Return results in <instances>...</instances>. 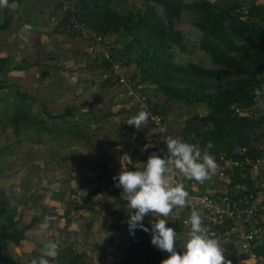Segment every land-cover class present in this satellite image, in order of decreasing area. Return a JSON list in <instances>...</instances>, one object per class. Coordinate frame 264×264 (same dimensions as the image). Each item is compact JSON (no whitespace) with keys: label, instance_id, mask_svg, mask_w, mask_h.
Here are the masks:
<instances>
[{"label":"trees","instance_id":"1","mask_svg":"<svg viewBox=\"0 0 264 264\" xmlns=\"http://www.w3.org/2000/svg\"><path fill=\"white\" fill-rule=\"evenodd\" d=\"M18 1L8 0V6L2 8L0 39H3V31L12 23L13 11L10 5ZM47 1L53 3L54 11L60 10L62 14L54 32L60 30L59 33L74 37L80 34L78 29H74L75 26L94 33L102 42L109 36H116L108 58L103 53L96 52L100 56L98 66L102 69L101 75L109 72L114 65L120 68L132 66L130 77L125 78L136 85L140 84V91L152 88L154 95L163 97L165 103H182L194 111L181 129L180 137L184 141L197 143L202 151L211 142L214 147L209 151L218 161L221 155L229 156L235 146L247 145L251 140L258 141L264 137V115L261 116L260 113L264 112V108L256 106L250 115H241L236 111L253 107L255 88L264 85V0L260 3L251 0L247 5L231 1L225 6L209 0H148L144 8L124 10L116 7L127 0ZM64 4L67 7L62 9ZM156 7L161 8L162 14L157 12ZM184 13L190 15L192 24L201 33L200 48L209 55L215 68L174 61L172 51L174 47H182L183 39L173 22ZM38 41L39 39L37 44ZM117 44L118 49L115 47ZM22 70L23 67L14 64L11 56L0 57V76L3 81L9 73ZM109 82L103 80L105 85ZM17 94L21 101L5 118L0 117V132L31 134L29 128L32 127L36 134L44 131L46 141L53 139L59 143L57 137L61 127L63 129L60 131L87 144L92 140V135H95V132L88 130L87 124L78 129L77 125L58 128V122L65 124L73 107H66L62 114L50 117L51 121L48 123L31 114V105L25 103L28 98L25 93ZM31 100L37 101L34 98ZM199 107L204 109V114L197 112ZM133 108L147 111L150 116L161 117V123L164 120L161 116L164 110L153 107L148 100L144 107ZM94 121L97 119L94 118ZM201 126L206 127L203 132ZM27 140L20 137L14 142L20 144ZM43 141L41 138L37 142ZM141 144L142 142L134 143L132 149L123 146L117 153L127 155L132 163L146 162L148 158L141 151ZM9 147L10 144H5L0 148V154L8 153ZM109 147L114 149L116 144L112 142ZM260 153L262 150L251 149L248 155L255 158ZM105 157L103 156V161H109ZM36 184L38 182L33 184L34 188ZM235 184L245 186V190L238 191L239 197L249 193L256 194L259 190L248 174L241 178L238 171L229 185L230 189ZM228 194L233 196L231 190ZM117 204L123 213L121 217L127 221V214L134 210L127 206L126 200L118 198ZM16 209L15 205L7 210H0V264H18L7 248L11 245L20 248L27 239V230L39 220V217L34 216L29 224H20L18 220H14ZM259 248L258 246L256 252L263 254L262 248ZM127 254L128 258L134 260V264L139 259L144 260L143 264H159L164 260L165 252L153 246L150 238L133 245ZM59 255L56 258L61 260ZM66 255L67 251H62L61 257L65 258ZM79 258L80 255H74L64 264H77ZM126 262L125 260L122 264Z\"/></svg>","mask_w":264,"mask_h":264},{"label":"rangeland","instance_id":"2","mask_svg":"<svg viewBox=\"0 0 264 264\" xmlns=\"http://www.w3.org/2000/svg\"><path fill=\"white\" fill-rule=\"evenodd\" d=\"M209 1L216 2L221 6H225L228 5L231 1H235L240 5H247L251 0ZM147 3L148 0H127V2L125 3L117 4L116 8H118V10H124L128 8H144ZM38 6L43 7L45 18L47 17L46 14H48L49 10L51 13L50 15H48L47 20L45 21L46 24H43L46 31L43 33L51 34L48 24L50 25V28L53 29L52 34L47 36L46 38H41L40 34H38L36 38H32V46L35 49H38V52H36L34 54V58L30 60L31 64L33 66H35V64L36 66L37 64L38 66H41L42 64H44L45 66L54 65L55 67L60 64L66 65V69L64 70L67 71V74L65 76L67 83L72 80V76L74 74H78L76 83H72L70 88L67 89L68 95H70L75 100L71 101L68 105H70L71 103H76L77 101H81V104L79 106L81 108L83 107L85 111L81 110L76 119L73 120V118H70L69 121L65 122L66 124L64 126H71L76 123L75 125H77V127L83 128V126L87 124L89 126L88 130L91 132H95V135H92L93 140L89 142L93 145H89L86 147H96L95 145H99L103 150H105L107 146L109 147L111 143L114 142V144H118L119 147H117L119 149L122 146H127L128 144L133 146L136 142H142V149V147L148 142L153 143L156 147H160L162 145L166 146L163 140L167 136L180 137V132L184 127L185 120L189 119L194 113V111L190 107L182 103H165L163 97L154 95L152 88H146L143 91L137 92L141 85H136L134 84V82H132L133 84L129 86V89L121 88L114 82H109L106 85L103 84V79L101 76L102 69L98 66L100 62V56L98 55V53H106V55L111 54V46L112 43H114V39L116 38L115 35L105 38V40L109 43L108 44L106 41L101 43H99L98 41L95 43L96 36L94 35V33L80 27L74 26V29H78V32L80 33L74 37L67 33H59L60 30H58V32H54L57 22L59 21L60 17H62L61 11H54L53 3L48 2L47 0L42 1V4ZM66 7L67 5L64 4L62 9H65ZM2 8L3 7H0L1 10ZM1 10L0 16L2 15ZM156 10L159 14H162V10L160 7H156ZM45 18L43 19V21L45 20ZM173 26L177 31L181 33L183 39L182 47H174V50L172 51V56L175 62L181 64L191 62L199 64L205 68L216 67L211 62L209 55L201 50V33L192 24L190 15L188 13H184L180 19L175 20L173 22ZM37 39H39V44L36 43ZM40 41L42 42V44ZM44 44H47V47L50 45L55 49H57V47L59 46H61L62 48L69 47L70 50L63 49L64 57L57 58L55 60V58H53L54 56H50L44 48H41V46ZM70 45L72 46V48L70 47ZM115 47L118 49V44ZM15 50L16 49L12 47V44L6 47L5 40H0V55L3 56L6 53H12ZM95 51H98V53H96ZM33 61L34 63H32ZM63 62H66V64H62ZM69 65L72 67V70L69 68ZM45 66L42 65L41 67H43L44 69ZM41 67H36L37 70H35L34 74H31L29 77H27V75L24 77L22 76L24 79H28V82L26 84L27 86L19 84L17 85L13 80H11L14 79L11 77L10 79L6 77V80L3 81V79L1 80L0 76V86L2 87L0 89V114L3 115L0 117L2 119L5 118V114H8L10 113V110H13V105L16 106L18 103H20V96L17 94V92L25 93L27 95L28 98L26 99V102L25 100L24 102L30 104L31 109H33L34 111H41V109L44 107L46 111H52L56 113L58 112V110L64 109V104L59 107L57 105H53L52 103L46 104V102L43 106L39 103V101L31 100L32 98H35L33 96L34 94H37V97L41 94L46 98L48 97V99H60L61 95H63L62 84L65 81H57L61 84L62 88L47 89V87L44 86V83H46V75H49V71L46 70V73L42 77V73H40L42 72ZM132 69V66L120 69L117 67L115 71H117V75H121L123 77L126 76L129 78ZM131 91L132 94H130ZM128 92L130 95L128 94ZM142 96L144 97V99L146 98V100H148L153 107L156 106L164 110V113L161 115L164 120L162 121L160 127L154 126L149 119L140 130H137L127 124V121L130 117L140 112L139 109L137 110V108L133 107H144L146 105V100H142ZM71 97L69 99H72ZM197 112L204 114V109L202 107H199L197 109ZM260 113L261 116L262 114L264 115L263 111H261ZM94 118L97 119V121H94ZM161 127H166V131L164 133H161L159 131ZM205 129V126H201L202 132ZM20 137L23 140H25L26 138L28 140L20 144L15 143L14 141L16 139H19ZM42 137L45 138L46 135L44 136V134H36L34 131L31 134L29 132H21L18 134L3 131L0 132V148H2L5 144H10V147L8 149L9 152L2 156L0 155V210H6L11 206H15L18 204H20L21 206V200L19 198L17 199V197L19 195L24 197V192L28 188V185L31 184L29 183V179L24 176V173L30 168L38 171L42 167H45L46 164L44 165V161H41V159H53L51 158V155H54V157L57 158L59 149H64V151L66 152H72L74 149H76L78 150L79 155H81V159L82 156H87V150L89 149L86 150L80 146H77V144L70 143V139H68V137H66V140L57 137L59 139L60 146L57 145V141H54L53 139L51 141H46L45 144H40L37 141ZM29 138H31V140H29ZM33 143H38L39 145H35ZM83 143L86 144V142ZM43 145L46 146L44 147ZM118 149L114 148V151L110 152V157H115V161L118 159L119 161H116V163L126 161L122 160L121 156H118ZM166 152L167 148L163 150V153ZM157 153L162 154L160 153V150ZM63 157L65 160H67L66 155ZM35 160L38 162H36ZM128 167L130 166L128 165ZM47 168L48 166L46 167V169ZM50 170L52 172H55L56 164L53 165ZM115 170L113 169V173L114 175H117V173H119L118 171L120 170L117 168ZM48 171L49 170H47V172ZM51 174L48 173V176H46L47 179H50L49 181L45 182L46 185L51 181ZM256 178L260 183L255 182V179L253 180L255 182L254 185H257V188H261L262 183L264 184V177ZM21 211L23 215L30 212V209L24 208L23 210V208H20L19 212ZM120 213V208H117V210H115V215L119 217V215H121ZM1 230L2 228L0 227V231ZM50 234L49 232H46L45 236L49 237L48 235ZM37 235L40 234L30 233L29 236L30 238L35 240L34 250L40 251L38 250L39 247L36 244V241H38L40 238ZM178 249L179 246H177V250ZM7 251L17 260L18 264H26L25 260H27L28 254L26 255V257L25 254L27 252H24L25 248L22 250V248H15L14 245H11L7 248ZM75 251L80 252L81 249L78 250L76 246ZM168 256L169 254L165 253L163 259H167ZM143 263L144 260L141 259L138 264ZM235 264H237V262Z\"/></svg>","mask_w":264,"mask_h":264},{"label":"crops","instance_id":"3","mask_svg":"<svg viewBox=\"0 0 264 264\" xmlns=\"http://www.w3.org/2000/svg\"><path fill=\"white\" fill-rule=\"evenodd\" d=\"M42 1L45 0H19L18 2H12L10 5L11 11H13L12 23L9 28L3 31L2 36L3 40H5L6 47L12 44V47L16 50L12 52L13 54L6 53L3 56H7L9 54L8 56L13 58L14 64L23 67L22 71H14L7 75L9 79L10 77L14 78L11 80H13L17 85L19 84L25 86L28 79H24L23 77L26 75L29 77L31 74H34L38 67H41L42 65L45 66L44 64L41 66H36L35 64V66H33L30 61L34 58V54L38 52V49H35L32 46V38H36L38 34H40L41 38H46L52 34L53 28H50L49 24L48 26L51 34L43 33L46 32L43 24L47 20L48 15L51 13L49 10L48 14H46L47 17L45 18L43 7L38 6L42 4ZM257 1L259 3L260 1L262 2V0ZM44 18L45 20L43 21ZM25 24L31 25L32 28L30 32L22 33L21 30ZM21 35L26 37L27 42H25L24 39H21ZM70 47L72 48L71 45ZM41 48H44L50 56H54L53 58H55V60L57 58L64 57L63 49L70 50L69 47L62 48L59 46L57 49L52 48L50 45L47 47V44L42 45ZM1 56L2 55H0V57ZM32 63H34V61ZM64 63L66 64V62H63L62 64ZM69 68L72 70L70 65ZM41 69L42 72L40 73H42V77L46 73V70L49 71V75H46L47 80L45 81L46 83H44V86L47 87V89H57L62 88L63 86V95H61L60 99H48V97L46 98L41 94L38 97L37 94H34L33 96L43 106L46 102V104L52 103L53 105H57L59 107L64 104V109L66 106H73L71 115H69L65 121H69L70 118H73V120L76 119L81 110L85 111V109L79 106L81 101L68 105L71 101L75 100L67 93V89L70 88L72 82H66L65 76L67 71L64 70L66 69V65L60 64L57 67L49 65L45 66L44 69L41 67ZM57 81L65 82H63L61 86V84ZM70 97L72 99H69ZM18 105L19 103L17 106ZM12 107L14 109L16 106L13 105ZM64 109L58 110V112L55 113L52 111H46L43 107L41 111H34L31 109V114L41 117L49 123L51 121L50 117L62 114ZM65 124H59L58 122L57 126L58 128L62 125L65 127ZM75 124L76 123L71 126L76 127ZM65 128H69V126L66 125ZM78 128L80 127H77V129ZM29 129V131L33 132L32 130L34 128L31 127ZM60 129L63 128H59L58 137L60 139L66 140V137H68V139H70V143L77 144V146L86 150L89 149V147H86L87 143H84V145L81 140L67 136L68 134L60 131ZM41 134H44L45 136L44 131L41 132ZM45 138L42 137L44 141L39 143L45 144ZM91 139L93 140V138ZM47 141H51V139ZM33 144L39 145L38 143ZM57 145L60 146V143L58 144L57 142ZM89 145L93 144L89 143L87 146ZM43 146L45 147L46 145ZM95 146L96 147L89 149L91 153L87 150V156H82V159L76 149L72 152H66L64 149L61 150L58 148L59 152L57 154V158L54 157V155H51V158L53 159H41V161H44V165L46 164L45 167H42L38 171L30 168L24 173V176L29 179V183L31 184L28 185V188L24 192V197L21 195H19L20 197H17V199L19 198L21 200V206L20 204L16 205L17 209L14 220H18L20 224L26 225L30 223L32 217H39V220L34 223L32 228L27 230V239L20 247L22 250L25 248L24 252H27L25 256L28 254V257L26 256L27 260H25L26 264H30L33 258L40 256L41 249L44 243L48 240L56 241L60 246L59 256L61 260L57 258H49L50 264L67 263L74 255H80V258L76 262L77 264H122L125 260L127 261L126 264H134V260L132 258H128L127 252L131 247H133V245H137L140 242L147 241L151 238L149 233H145L139 228L134 230V235L130 234L128 225L124 218H122L121 215H119V217L115 215V210L119 207L117 200L118 198L123 199V190L122 188L115 187L114 184L118 183V181L113 180V177L117 176L121 170L133 171L142 169L144 164L147 162L132 163L127 155L119 154L118 156H121L122 160L126 161L116 163V161L119 160L117 159L115 161V157H110V152L114 151V149L107 146V148L103 150L99 145ZM117 146L118 144L115 147L116 149L119 147ZM127 146L132 147L130 144ZM65 155L67 160L63 157ZM103 156H106V160L109 159V161H103ZM55 164L56 171L52 172L50 168ZM128 165L130 167H128ZM47 166L48 168L46 169ZM116 168L120 171H118L119 173H117V175H114L113 169L115 170ZM47 170L49 171L47 172ZM48 173L51 174V181L46 185L45 182L50 180L46 177L48 176ZM257 177L262 178L261 176ZM39 178L41 180H39ZM255 179V182L260 183L256 177ZM36 182H38V185L36 184L37 186L34 188L33 184ZM254 186L257 187V185ZM258 189V191H264V187H258ZM94 191L96 192L92 194ZM20 208H23V210L24 208H29L30 212L22 215V211L19 212ZM44 216L52 218L50 220L51 227L48 231H46L49 232V234L51 233L48 235L49 237L45 236L46 232L41 233L38 230V226L43 221ZM259 224L262 231L259 249L262 248V253L264 254V216L260 218ZM171 227L174 229L176 228L175 226ZM30 233L40 234L37 235L40 238L36 241V244L39 247L38 250L40 251L34 250L35 240L30 238ZM76 246L78 250L81 249L80 252L75 251ZM14 247L17 248L16 246ZM65 250L67 251V255L63 258L61 257V254L62 251ZM140 260L141 259L136 260L135 264H137V261L139 263ZM236 262L237 260H234L233 264ZM237 264H239V262H237Z\"/></svg>","mask_w":264,"mask_h":264},{"label":"clouds","instance_id":"4","mask_svg":"<svg viewBox=\"0 0 264 264\" xmlns=\"http://www.w3.org/2000/svg\"><path fill=\"white\" fill-rule=\"evenodd\" d=\"M8 0H0V7H7ZM32 26L25 24L22 33L30 32ZM21 39L27 42L26 37ZM78 74L72 76L71 82L76 83ZM264 87V86H262ZM256 103L258 107L264 108V93L261 89L255 90ZM151 114L147 111H140L130 117L127 121L129 126L140 130L148 121ZM161 133L166 127H161ZM134 138V137H133ZM167 152L158 154L152 152L142 169L133 171L121 170L113 177L118 181L114 186L122 188V198L127 201V206L134 210L129 215L126 223L130 234L134 235L137 228L145 233H150L151 244L159 250L169 254L161 264H232V261L225 255V248L215 233L209 231L204 225L202 214L195 207H192L189 219L190 230L181 236L166 219L175 210L189 206V192L186 190L183 180H172L178 172L188 180H194L200 184L209 181L217 172L219 165L215 157L210 153L214 145L209 142L202 151L197 143H189L181 137L167 136L164 140ZM153 147L151 143L145 144L141 151ZM154 213L155 218L150 221L151 228L145 227L142 223L146 216ZM49 216H44L38 226L39 232L43 233L51 227ZM182 253L177 251L178 241ZM60 252L59 243L48 240L41 249V255L33 258L30 264H50V259L58 257Z\"/></svg>","mask_w":264,"mask_h":264},{"label":"built area","instance_id":"5","mask_svg":"<svg viewBox=\"0 0 264 264\" xmlns=\"http://www.w3.org/2000/svg\"><path fill=\"white\" fill-rule=\"evenodd\" d=\"M95 39V43L102 42L100 37ZM103 55L108 58L106 53H103ZM117 67L120 69L117 65L112 66L109 72L101 75L102 79L114 82L121 88L129 89V86L133 83L129 79L117 75V71H115ZM140 88L137 92H140ZM256 89H261L264 93V87L261 86ZM132 91L130 94H132ZM142 100H144L143 96ZM254 101L253 107H249L244 111L236 109V111L241 115H250L257 106L256 97H254ZM161 119L159 116L149 117L150 122L157 127H160ZM151 144L153 147L143 151L147 158L152 152L160 150L161 153V150L166 148L164 145L156 147L153 143ZM251 149L262 150V153L252 158L248 155ZM216 162L219 165L216 174L203 184L188 180L178 172L172 177L173 181H184L186 190L190 194L189 206L179 210L174 209V213L166 218L169 222L167 227L175 226L178 234L183 236L184 233L190 230V224L186 221L189 219L192 207H195L201 212L204 225L221 240L225 248V255L232 261V264L234 260H237L239 264H264V254L256 252L261 244L262 231L258 222L264 216V191L239 197L237 196L238 191L240 189L245 190V186L235 184L231 189L229 187L230 183L234 181L236 171H238L241 178L246 177L248 174L252 181L257 176L264 177V137L258 141L251 140L247 145L235 146L229 156L221 155ZM263 187L264 184L262 183ZM229 190L232 191V197L228 194ZM234 196H237V198H234ZM132 212L130 211L127 216L129 217ZM120 214L123 215L122 211ZM154 217V213L146 216L142 222L144 226L150 229V221L155 218H163ZM177 243L179 246L183 241L180 240ZM177 251L182 253L180 247Z\"/></svg>","mask_w":264,"mask_h":264}]
</instances>
